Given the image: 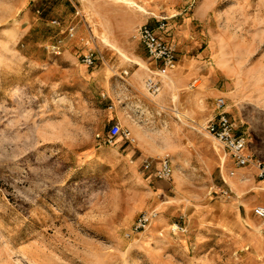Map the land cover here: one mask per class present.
Returning a JSON list of instances; mask_svg holds the SVG:
<instances>
[{
  "label": "rangeland",
  "instance_id": "rangeland-1",
  "mask_svg": "<svg viewBox=\"0 0 264 264\" xmlns=\"http://www.w3.org/2000/svg\"><path fill=\"white\" fill-rule=\"evenodd\" d=\"M134 1L148 11L124 0H0V264H264V219L237 203L242 192L222 196L240 167L205 131L223 97L264 159V0ZM160 22L207 79L205 108L189 118L158 116V101L131 85L136 64L150 74L125 52H147L133 32ZM93 50L103 58L89 66ZM115 122L133 142L109 137ZM165 153L172 183L144 166ZM261 187L245 201L264 203Z\"/></svg>",
  "mask_w": 264,
  "mask_h": 264
},
{
  "label": "built area",
  "instance_id": "built-area-1",
  "mask_svg": "<svg viewBox=\"0 0 264 264\" xmlns=\"http://www.w3.org/2000/svg\"><path fill=\"white\" fill-rule=\"evenodd\" d=\"M165 27L164 22H160L158 29L149 24L138 26L133 32V39L140 42L146 49L152 60L159 64L156 72H152L147 79L146 86L151 94H156L161 86V81L157 79L168 75L169 71L176 67L177 50L175 46L163 38L158 31ZM97 60V53L90 51L84 55L82 62L92 66ZM205 131L213 137L225 151L231 156L235 164L239 167H252L256 171V176L260 180H264V160L250 152L246 137L243 133H239L235 123L230 118L229 112L226 109V100L219 97L215 102V109L212 117L205 125ZM118 136H123L126 140H133L131 132L125 129L119 122L112 124L109 130V137L114 139ZM146 168L155 167V174L164 178L167 182H173V169L171 159L168 155L159 158V164L153 165L150 159L144 160ZM230 189L222 190V196L230 193ZM255 216L259 219H264V205H258L254 208Z\"/></svg>",
  "mask_w": 264,
  "mask_h": 264
},
{
  "label": "crops",
  "instance_id": "crops-1",
  "mask_svg": "<svg viewBox=\"0 0 264 264\" xmlns=\"http://www.w3.org/2000/svg\"><path fill=\"white\" fill-rule=\"evenodd\" d=\"M141 23H142V20H139V19L134 21V22L129 23V26H130L129 30L132 29L133 26H135L137 24H141ZM109 25H110L109 22L106 20L104 23V26L108 27ZM104 31H106L109 34V36L114 41H116V43L121 47V45L119 43L118 32L115 33L114 30H110V29H106V28L104 29ZM93 51L96 52L95 50H93ZM125 52L129 56H131L132 58H134V59L142 62L144 65H146L148 68V71H150V74L148 75V72L146 71L145 68L140 67L136 63H135L136 65L133 66L134 67L133 72L138 71L139 74H142V78L136 80L134 77L132 79L131 85L133 87L138 88V90L141 91V94L144 97H146L147 93L144 89H142V87L140 86V83L144 82L146 89H148L146 86L147 79L151 76L152 72H156V70L159 67V64L156 61L152 60V58L148 55L147 52L146 53L141 52L140 54L139 53L138 54L137 53L131 54L130 52H127V51H125ZM98 53L99 54L97 55V60H101L103 58L102 54H101V52H98ZM65 59L68 60L66 62L71 64V65L78 63V60L69 52H68V54H66ZM199 62L200 61H198L196 58L187 59L184 56H179L178 52H177L176 67L171 69L168 73V76H170L172 78L171 84H166L164 77H162V78L158 77L157 78V79H159V81L162 82L160 89L156 93V94H158L159 92H161V96L158 100V104H154L155 105V113H157L158 116H161L162 113H169V112L175 111L176 114L181 113L180 114L181 116L183 115L186 118H189L191 116V114L195 113L198 109L205 108V107L200 106V104L197 103V99L198 98L200 99L201 96L205 97V100L208 96L206 76L203 75L202 73H200V71H198L199 69L197 68ZM78 66L79 67H76L75 71L79 73V78L85 77L86 71H84L82 66H80V65H78ZM100 73H101V71H96V73H94L95 74L94 76H99ZM122 73L125 76L129 75L128 70H124ZM199 80L202 81L203 86H205V90H204V92L203 91L199 92L200 94L198 93L199 94V96H198V94H197L198 88L196 87L195 84ZM205 106H206V104H205ZM169 116L173 117V115H169ZM160 120H163V119L160 118ZM174 133H175V131H174ZM176 136H177V134H176ZM131 137L134 138L132 136V134H131ZM128 141L133 142V140H128ZM164 155L170 156L168 153H165ZM164 155H162V156H164ZM162 156H160L159 158H161ZM257 157H259V156H257ZM159 158H158V163H156V164H155L154 159H152L151 157H149L148 159H150L152 161L153 165H158L159 164ZM260 159H262V158H260ZM262 160H264V159H262ZM234 173H235V176L233 177L234 186L229 184L231 186L230 187L231 192H232L233 196H235V198H236V194H237L236 192H242V194H243L240 196L241 199L238 200L237 203H239L240 205L241 204L247 205L250 210H251L252 206H254V208H255L258 205H264V203L253 204V201H250L249 199L247 201H245L246 194L255 190L254 188L261 187V186H263L261 188H264V180H260L257 178L255 169L252 167H240L236 171H234ZM246 176L249 178V180L248 181H242L241 179L243 177H246ZM253 213H254V209H253ZM249 219H250V216H249ZM251 221L253 222V219H251Z\"/></svg>",
  "mask_w": 264,
  "mask_h": 264
},
{
  "label": "bare ground",
  "instance_id": "bare-ground-1",
  "mask_svg": "<svg viewBox=\"0 0 264 264\" xmlns=\"http://www.w3.org/2000/svg\"><path fill=\"white\" fill-rule=\"evenodd\" d=\"M126 3H128V4H133L136 8H140L142 11H145V12H147L148 10H146L144 7H142L141 5H139L138 3H136L134 0H124ZM112 41H114V40H112ZM110 46H112V47H114V45L113 44H111L110 43ZM115 49L120 53V55H121V57H122V59L124 60V62L125 63H127L129 60H130V57L125 53V52H123L121 49H119V48H117L116 47V45H115ZM133 61V60H132ZM143 66V65H142ZM134 77H135V79L137 80V79H141L142 78V74H139L138 72H136L135 74H134ZM164 78H165V81H166V84H171V82H172V79L170 78V76H168V75H166V76H164ZM166 78H168V81H167V79ZM175 85V84H174ZM140 86L146 91V93L148 94V95H150L151 96V98H152V101L153 100H155L156 102L159 100V98H160V96H161V92L160 93H158L157 95H154V94H151V93H149L147 90L148 89H146V87H145V83L144 82H142V83H140ZM199 93V92H198ZM200 94V93H199ZM199 94H198V96H199ZM201 98V97H200ZM202 99V98H201ZM133 133L135 134V135H137L138 137H140V138H142V137H144L143 135H141L140 133H138V132H136L135 130H133ZM207 136H208V134H207ZM160 150V149H159ZM162 151V150H161ZM161 151H159V152H161ZM156 152V151H155ZM162 153V152H161ZM230 178H231V176H230ZM244 179V180H243ZM241 180H243V181H245V180H248V177L246 176V177H243ZM232 181V180H231Z\"/></svg>",
  "mask_w": 264,
  "mask_h": 264
}]
</instances>
